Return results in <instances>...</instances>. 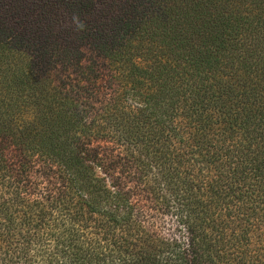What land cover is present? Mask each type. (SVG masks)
<instances>
[{
  "label": "trees",
  "instance_id": "trees-1",
  "mask_svg": "<svg viewBox=\"0 0 264 264\" xmlns=\"http://www.w3.org/2000/svg\"><path fill=\"white\" fill-rule=\"evenodd\" d=\"M0 264H264V0H0Z\"/></svg>",
  "mask_w": 264,
  "mask_h": 264
},
{
  "label": "rangeland",
  "instance_id": "rangeland-1",
  "mask_svg": "<svg viewBox=\"0 0 264 264\" xmlns=\"http://www.w3.org/2000/svg\"><path fill=\"white\" fill-rule=\"evenodd\" d=\"M145 215L147 216L146 219L150 231L164 236L178 234L169 213L163 212V210H149L145 207Z\"/></svg>",
  "mask_w": 264,
  "mask_h": 264
}]
</instances>
